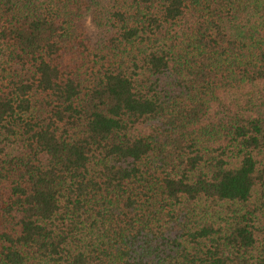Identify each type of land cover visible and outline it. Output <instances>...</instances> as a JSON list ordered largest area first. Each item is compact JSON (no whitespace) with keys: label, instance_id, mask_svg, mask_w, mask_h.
I'll return each instance as SVG.
<instances>
[{"label":"trees","instance_id":"trees-1","mask_svg":"<svg viewBox=\"0 0 264 264\" xmlns=\"http://www.w3.org/2000/svg\"><path fill=\"white\" fill-rule=\"evenodd\" d=\"M0 264H264V0H0Z\"/></svg>","mask_w":264,"mask_h":264}]
</instances>
